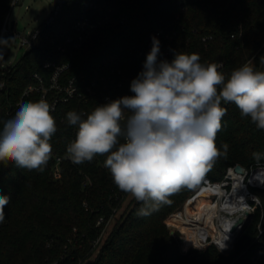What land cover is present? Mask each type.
<instances>
[{"label": "trees", "instance_id": "16d2710c", "mask_svg": "<svg viewBox=\"0 0 264 264\" xmlns=\"http://www.w3.org/2000/svg\"><path fill=\"white\" fill-rule=\"evenodd\" d=\"M12 2L0 0V32ZM81 16L103 23L71 56L57 52L55 46L72 34L71 26ZM44 31L48 39L36 43L3 76L7 88L0 91V130L18 110L14 104L26 87L39 84L34 74L49 86L53 69H44L45 62L68 65L59 83L65 86L74 78L77 91L86 99L59 103L51 112L57 131L43 171L0 163V194L10 196L0 222V264H84L94 255L88 264H225L227 259L212 246L182 254L177 234L170 235L166 219L204 178L219 181L228 167L257 164L252 153L264 154V129L242 118L234 103L222 102L227 111L215 139L222 155L199 183L182 188L168 197L171 203L147 216L138 214L143 205L133 197L117 217L130 194L114 184L104 166L106 155L82 164L66 158L67 145L77 132V126L67 123V113L76 111L86 118L102 104L100 79L111 70H119L122 81L112 100L133 95L131 81L143 71L153 37L160 42L158 61L171 62L175 52L197 53L202 64L222 63L218 71L226 77L251 59L257 71H264V0H67L59 18ZM3 40L7 42L0 45V75L6 48L16 44L12 36ZM92 82L96 86L89 95L86 87ZM56 96L52 90L47 101ZM39 98L40 93L34 92L23 102ZM112 220L108 236L98 244Z\"/></svg>", "mask_w": 264, "mask_h": 264}, {"label": "clouds", "instance_id": "9594fccd", "mask_svg": "<svg viewBox=\"0 0 264 264\" xmlns=\"http://www.w3.org/2000/svg\"><path fill=\"white\" fill-rule=\"evenodd\" d=\"M6 42L0 39V45ZM159 45L153 37L143 71L131 81L133 95L100 104L86 118L67 113L77 132L66 158L82 164L106 155L114 184L142 203V216L171 203L168 197L182 188H193L222 155L215 143L227 111L222 102L234 103L242 118L264 129V71L252 61L226 77L218 71L222 63L202 64L197 53L175 52L171 62L158 61ZM53 110L44 98L21 102L0 130V163L43 171L57 131ZM222 147L226 153L228 145ZM252 156L257 163L264 158L259 152ZM9 201L0 194V222Z\"/></svg>", "mask_w": 264, "mask_h": 264}, {"label": "built area", "instance_id": "2783aa9c", "mask_svg": "<svg viewBox=\"0 0 264 264\" xmlns=\"http://www.w3.org/2000/svg\"><path fill=\"white\" fill-rule=\"evenodd\" d=\"M66 1L54 0L52 12L28 36H19L13 32L15 22L10 21L8 14L1 28L0 39L12 36L15 41L19 40L21 47L33 49L36 43L48 39L44 30L59 18ZM17 4L18 0H13L12 7ZM88 6L94 7L92 3ZM108 19L107 16L104 22ZM12 22H14L13 27ZM102 23L100 19L91 20L81 16L71 26L72 34L67 35L62 43L55 46L56 51L71 56L74 51L83 47ZM51 44L54 45L55 42L51 41ZM167 51H169L168 47ZM6 59L7 57L1 64L3 73L0 75V91L7 88L3 76L13 66H5ZM249 61L253 63V59ZM67 67L68 65L65 64L56 65L45 62L44 69H53L49 86L45 87L40 76L34 74L33 77L39 84L27 86L14 104V108H18L23 99L34 92L40 93L39 99L47 100L48 94L52 90L56 91L58 96L49 101L51 105H54V110L59 103H66L71 99L85 100L86 95L77 91L74 78L70 79L65 86L59 83V77ZM120 74L119 70H111L106 77L100 79L104 84L101 93L102 104L112 100L113 93L122 87ZM95 84L92 82L86 87L87 94H93L92 89L96 86ZM235 166L228 167L219 181L204 178L187 197L181 210L176 213L175 231L182 254L190 251L203 252L212 246L227 259L225 264H264V163L248 167L241 165L243 167L241 173L235 171ZM197 204H200L198 208H196ZM226 237H228L224 241L226 247L220 250V245Z\"/></svg>", "mask_w": 264, "mask_h": 264}, {"label": "rangeland", "instance_id": "374dc122", "mask_svg": "<svg viewBox=\"0 0 264 264\" xmlns=\"http://www.w3.org/2000/svg\"><path fill=\"white\" fill-rule=\"evenodd\" d=\"M54 6V0H18V4L13 6L9 16L10 21L15 22L13 32L19 36H28L35 28H37L52 12ZM7 59L4 63L5 66H12L18 63L22 57L29 51L26 47H21L20 42L17 39L16 44L11 47H7ZM133 197L129 198L123 205L122 210L117 213V217L123 212V209L130 203ZM181 207L171 214L166 219V226L169 229L170 235H176L177 222L175 220L176 213L181 210ZM114 221L112 220L107 227H105L98 237V244H102L105 238L108 236ZM95 258V255L84 264L91 263Z\"/></svg>", "mask_w": 264, "mask_h": 264}, {"label": "water", "instance_id": "95a60500", "mask_svg": "<svg viewBox=\"0 0 264 264\" xmlns=\"http://www.w3.org/2000/svg\"><path fill=\"white\" fill-rule=\"evenodd\" d=\"M13 25H14V22H12V27H13ZM235 171L241 173V172H243V167L238 164L235 166Z\"/></svg>", "mask_w": 264, "mask_h": 264}]
</instances>
